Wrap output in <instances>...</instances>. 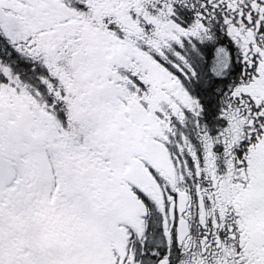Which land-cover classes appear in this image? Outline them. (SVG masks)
<instances>
[{"label": "snow or ice", "instance_id": "obj_1", "mask_svg": "<svg viewBox=\"0 0 264 264\" xmlns=\"http://www.w3.org/2000/svg\"><path fill=\"white\" fill-rule=\"evenodd\" d=\"M0 264H264V0H0Z\"/></svg>", "mask_w": 264, "mask_h": 264}]
</instances>
